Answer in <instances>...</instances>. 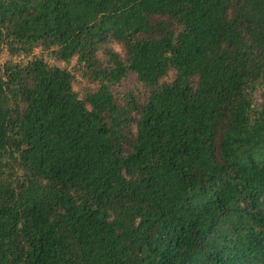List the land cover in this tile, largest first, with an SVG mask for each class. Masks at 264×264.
Returning <instances> with one entry per match:
<instances>
[{"label":"trees","instance_id":"obj_1","mask_svg":"<svg viewBox=\"0 0 264 264\" xmlns=\"http://www.w3.org/2000/svg\"><path fill=\"white\" fill-rule=\"evenodd\" d=\"M0 264H264V0H0Z\"/></svg>","mask_w":264,"mask_h":264},{"label":"rangeland","instance_id":"obj_2","mask_svg":"<svg viewBox=\"0 0 264 264\" xmlns=\"http://www.w3.org/2000/svg\"><path fill=\"white\" fill-rule=\"evenodd\" d=\"M5 58H7L6 53L2 55L1 61H3ZM131 88H135L136 90L138 89V83L136 82L134 76H130L127 80H123L122 85H120L118 89L122 92H130ZM114 90L116 91V95H119L120 92L116 90V87L114 88Z\"/></svg>","mask_w":264,"mask_h":264}]
</instances>
